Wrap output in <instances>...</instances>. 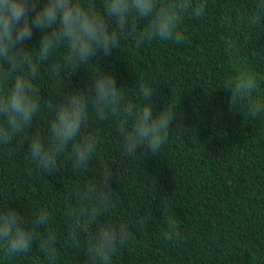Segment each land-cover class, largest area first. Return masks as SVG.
<instances>
[{"label": "trees", "instance_id": "1", "mask_svg": "<svg viewBox=\"0 0 264 264\" xmlns=\"http://www.w3.org/2000/svg\"><path fill=\"white\" fill-rule=\"evenodd\" d=\"M256 4L208 0L206 15L185 18L184 44L155 40L137 48L130 35L121 36L111 56L93 58L102 70L113 72L119 84L132 87L128 98L134 103H140L135 90L147 82L157 93L155 111L177 107L174 132L159 156L137 161L125 157L122 137L115 131L117 120L95 118L87 130L98 131L102 142L87 169L75 168L69 151L59 158V171L42 177L29 162L25 134L10 146L11 155L0 152V207L22 208L26 218L47 210L49 224L37 231L44 236L51 228L58 234V264L82 261L87 234L76 241L69 236L74 230V193L105 171L115 177V206L102 220L136 219L156 207L146 228L131 227V242L113 256L112 264H264V116H252L241 105L232 110L230 94L223 89L236 56L255 73L258 91L264 94V20L252 29L236 24V17H247ZM146 23L139 22L138 32ZM39 36L34 32L27 46L35 47ZM229 36L234 48L225 43ZM60 59L57 51L41 66L34 82L38 98L55 93L63 99L65 84L68 91L84 89L95 77L96 68L89 64L72 69L77 73L65 81L50 78L49 66ZM53 111L42 104L26 135L37 130L46 136ZM163 204L167 216L160 214ZM173 222L178 224L174 231L169 228ZM0 264L48 262L37 242L32 251L15 258L0 252Z\"/></svg>", "mask_w": 264, "mask_h": 264}, {"label": "clouds", "instance_id": "2", "mask_svg": "<svg viewBox=\"0 0 264 264\" xmlns=\"http://www.w3.org/2000/svg\"><path fill=\"white\" fill-rule=\"evenodd\" d=\"M207 2L0 0V152L11 155L10 146L25 134L29 162L42 177L59 171V158L69 151L73 166L87 169L102 142L98 131L87 130L95 118L101 122L117 120L115 131L122 137L125 157L137 161L146 155L159 156L174 132L171 125L177 120V107L163 106L155 111L153 98L157 93L147 82L135 90L140 103H134L128 98L132 87L119 84L113 72L102 70L92 61L101 53L111 56L119 47L121 36L130 35L137 48L155 40L184 44L185 18L206 15ZM262 20L264 0H257L255 10L247 17L238 15L236 24L238 28L252 29ZM140 21L147 23L138 32ZM231 21L229 16L228 22ZM34 32L40 33L38 44L28 47ZM225 43L229 48L236 46L231 36L225 38ZM57 51L61 52V59L49 66L50 78L65 81V77L89 64L96 68L95 77L88 79L84 89L68 91L65 84L63 99L58 100L55 93L38 98L34 82L41 66L47 65ZM230 65L231 75L224 81L223 89L230 94L231 109L241 105L252 116H264V94L258 91L255 73L240 57L234 56ZM65 69L69 71L65 73ZM42 104L54 110L47 135L42 137L35 130L28 136ZM141 150L144 151L138 156ZM113 178L110 171L99 173L86 181L82 191L74 193L76 207L70 213L74 230L69 236L76 241L81 233L87 234L80 264H112L113 256L131 242V227L146 228L156 211L154 206L136 219L102 220L115 206ZM160 214L169 215L166 204L160 206ZM48 224L45 209L26 218L22 208L0 207V252L5 258H15L32 251L38 242L48 264H58V234L51 228L44 236L37 231ZM169 228L174 231L178 224L173 222Z\"/></svg>", "mask_w": 264, "mask_h": 264}]
</instances>
